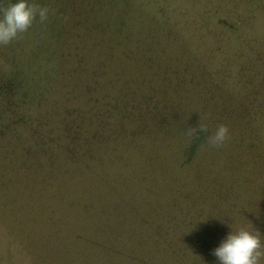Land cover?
Listing matches in <instances>:
<instances>
[{
  "label": "trees",
  "instance_id": "obj_1",
  "mask_svg": "<svg viewBox=\"0 0 264 264\" xmlns=\"http://www.w3.org/2000/svg\"><path fill=\"white\" fill-rule=\"evenodd\" d=\"M3 1L0 0V5ZM28 3L32 4V0H28ZM98 3L103 12L118 6L116 0H99ZM257 4L259 10L242 11L243 18L237 19L236 24H225L229 30H221V26H217L214 36L208 34L206 29L210 27V11L188 13L186 10L191 9L184 3L183 10H160V13H166L165 19L160 22L150 18V24L144 26L145 31L142 28L134 29L133 40L131 33L123 27L117 30V24L109 18L106 43H89L92 53H88L94 62L99 53H107L110 58L115 57V51L117 53L116 62H110L97 78L93 76L90 86L89 76L85 80L82 77L81 82L89 86L91 92L103 89L104 97L112 92L109 99L110 112L113 113L105 115L108 118L106 127L116 135L113 143L121 139L126 148L129 146L124 151H133L132 160L126 158V164L122 163V166L132 168L134 181L141 186L146 185L143 174L150 173V185L148 183L147 186L153 189L148 191L153 196L160 193L156 191L160 184L155 177L160 173L165 175L163 184L167 186L160 188L164 195L160 193L159 202L153 206V199L150 203L147 201L149 209L142 210L136 232L140 235L146 232L149 241L158 247L162 246V240L156 232L157 235H150V221L157 226L161 223L163 228L169 225L171 233L176 236L180 234V237L177 236L179 243L171 244L173 235L169 234L162 247L170 250L175 247L184 256L189 252L192 256L189 264H203L201 253L199 255L195 249L211 248L214 242L213 237L210 241H204L201 217L209 229L214 224L215 228L222 224L230 226L229 207L234 215L243 209L255 214V208H258L263 213L260 219H264V10L261 3ZM217 17L219 21L222 19L220 15ZM92 19H97L102 27L106 22L101 12ZM173 19L178 23L177 28L170 27ZM180 20L187 26H182L178 22ZM229 20L231 18H227ZM192 23L198 26L189 27ZM30 29L31 32L28 30L29 34L23 37L34 46L40 41L41 34H38L37 27ZM70 47L64 44L63 51L68 52ZM94 97L100 103L96 106L97 110L104 102L108 103L106 98ZM111 115H115L114 118ZM146 116L149 122L145 120ZM78 117L80 115H75L72 119ZM200 121L207 124L209 132L200 131L194 139L187 137L185 130L198 127ZM222 124L228 127L229 138L219 148L209 146L207 136ZM120 126L122 133L117 134ZM76 147L72 144L73 151ZM147 152L150 156L146 155ZM160 158H163L161 164ZM210 166L216 170H209ZM146 168L149 170L145 171ZM111 175L109 180L113 181ZM112 181L102 191L96 190L99 193L95 195L91 194L93 190H89L97 199V204L92 208L80 210L75 207L70 209L67 216L58 215L68 217L70 221L75 217L81 221L90 220L87 226L78 220H75L77 224H69L65 222L66 219L57 222L72 230L55 224L56 220L54 223L44 219L43 224L35 226V232L29 238L31 244L25 248L27 256L31 253V264H129L130 256L118 244L110 247L97 242L88 243L87 240L84 245L80 243L84 237L80 232L84 233L85 229L90 232L100 230L104 240L118 233L122 234L123 242L134 237L133 231L127 232L130 229L122 225L126 221L123 215L125 211L121 210L120 213L116 212L120 210L113 208L118 192H111ZM37 183L41 182L37 180ZM208 190L210 201L206 199ZM108 194L115 202L111 200L112 204L105 203L103 207H109L115 213L107 215L100 212L105 209L99 205L106 201ZM135 194L136 199L141 189ZM145 199L150 198L145 194L143 202ZM194 200L202 205L198 213L199 221L193 222V227L184 218L175 215L177 211L184 213L190 210L188 206L195 205ZM179 201L184 205L181 206ZM207 202L211 204L207 205ZM162 206H165L164 212L159 209ZM53 212L47 210L46 213L51 215ZM92 217H103L100 219L103 225L97 226L98 221L94 222ZM191 230L195 232L193 237ZM7 232V228L0 225V251L6 249L8 252V246L12 243L5 242ZM217 234L222 236L224 232L219 229ZM1 256L3 254L0 253V259ZM183 264H188V261L185 260ZM211 264H214L212 259Z\"/></svg>",
  "mask_w": 264,
  "mask_h": 264
},
{
  "label": "rangeland",
  "instance_id": "obj_2",
  "mask_svg": "<svg viewBox=\"0 0 264 264\" xmlns=\"http://www.w3.org/2000/svg\"><path fill=\"white\" fill-rule=\"evenodd\" d=\"M98 1L32 0V4L49 9L46 21L41 22L37 16L30 26V28L37 27L38 34H41L40 41L34 47L26 38L24 39L23 36L31 32L29 28V32L27 30L20 34L9 44L0 45V225L8 230L6 244L12 242L8 246V252L6 249L0 251L4 256H1L0 264H31V253L27 256L25 248L31 244L29 238L35 232V226L43 224L44 219L54 223L56 220L55 224L72 230L57 221L64 222L66 219L65 222L69 224H77L75 220L80 222L77 217L70 221V218L62 216H67L71 208L86 210L96 205L97 199L91 194L99 193L96 190L102 191L107 184H110L111 174L110 179L114 182L112 181L110 190L118 192L115 196L116 202L123 204L121 207L116 203L113 208L120 210L116 212L125 211L123 215L126 216V221L122 222V225L130 229L126 230L127 232L133 231L134 237L123 242L122 234L118 233L115 237L113 235L104 240L100 236L102 233L100 230L95 232L93 229L90 232L89 229H85L84 233L80 232V235L84 236L80 239L81 245L86 244V240L88 243L97 242L110 247L118 244L121 250L131 257L129 264H183L185 260L188 264L192 262L189 252L184 256L183 252L180 254L175 247L171 250L162 247L165 243L164 239L169 234L173 235L171 244L179 243L180 234H177V237L173 232L171 233L169 225H164L163 228L161 223L157 226L158 224L150 221V235L156 232L157 237L162 240V246L158 245V247L149 241L146 232L141 235L136 232L140 226L142 210L149 209L147 201L150 203L153 199L151 203L153 206L159 202L157 199L160 198V193H164L160 188L167 186L163 184L165 175L160 173L155 177L160 184L156 191L160 193L153 196L148 193L153 189L147 186L148 183L150 185L148 180L149 177L151 178L150 173L143 174L146 185L141 186L134 181L132 168L128 165L122 166V163L126 164V158L132 160L133 151L131 149L124 151L126 145H123L124 141L121 139L119 143H113L112 140L116 135L106 127L108 118L105 115L113 113L110 112L109 99L112 92L104 97L103 89L96 92L88 90L93 76L96 77L101 71H105L110 62H116L117 53L115 51L114 58L108 57L107 53L102 55L99 53L94 62L92 55H89L92 53L89 43L91 41L106 43L105 35L110 29L107 25L109 18L115 21L117 30L123 27L131 33L133 40L134 29L145 31L144 26L150 24V18L160 22L165 19L166 13L162 14L160 10H183L184 3L191 9L186 10L188 13L199 10L210 11L208 13L210 27L206 29L208 34L214 36L217 34V26H221V30H229L225 24L229 22L236 24L237 19L243 18L242 11L259 10L257 3H261L264 10V0L256 2L253 0H116L118 6L104 12L100 10ZM14 2L15 0H4L0 7L5 3L7 6ZM214 10H217V13H214ZM230 10L235 11L232 12L233 14L227 13ZM100 12L106 21L103 27L98 24L97 19H92ZM218 15L222 17L220 21ZM227 18L231 20L227 21ZM225 21L227 23H224ZM178 22L182 26H187L182 20ZM177 24L173 19L170 27L177 28ZM191 25L195 28L198 26L195 23L188 26ZM64 44L71 46L68 52L63 51ZM87 76L90 77L88 87L81 82L82 77L85 80ZM95 95L108 99V103L104 102L98 110L96 106L100 103ZM139 113L145 114V108L143 113L140 111ZM75 115L80 117L73 120L72 117ZM111 116L114 118L115 115ZM145 120L150 121L147 116ZM117 124L119 125L120 122ZM121 126L117 129V134L122 133ZM144 142L147 146V138ZM72 144L78 147V151H76L77 147L73 151ZM146 155L150 156L148 152ZM124 157L125 159L122 160ZM178 159L180 160V157ZM162 160L163 158L159 159V164ZM213 169L215 167L210 166L209 170L213 171ZM31 171L38 173H30ZM122 178L127 180L121 181ZM37 180L41 183H37ZM140 189L141 194L135 199L137 196L135 193ZM89 190H93V193L90 194ZM145 194L150 199H145L143 202ZM209 196L208 190L206 198L208 201H210ZM111 200L113 198L108 194L106 201H102L99 207L104 208L105 203L112 204ZM194 202L195 205L188 206L191 211L183 213L176 210L175 215L184 218V221L193 227V222L199 221L198 213L202 205L196 200ZM179 204L184 205L182 201H179ZM210 204L211 202H207V205ZM104 209L105 211L100 210L103 214L115 213L109 207ZM159 209L164 212L165 206ZM47 210L54 212L50 215L46 213ZM227 210L230 216L229 227L222 224L215 228L214 224L209 229L206 226L207 222L202 221L203 217H201V228L204 229V238H206L204 241L214 238L211 248L206 246L205 250H202L203 247L195 249L199 255L201 253L203 264H211V259L214 264H220L213 254L214 249L230 232L240 227L258 230L264 242V219H260L263 216L260 209L255 208V214L243 209L235 215L230 207ZM173 212L175 213V210ZM61 214L62 216L58 217ZM102 218L91 219L94 222L98 221L97 226L100 227L103 225L100 221ZM20 221L24 222L20 223ZM89 221L81 222L87 226ZM219 229L224 235L217 234ZM190 234L193 237L195 232L191 230ZM195 243L198 245L197 240Z\"/></svg>",
  "mask_w": 264,
  "mask_h": 264
},
{
  "label": "clouds",
  "instance_id": "obj_3",
  "mask_svg": "<svg viewBox=\"0 0 264 264\" xmlns=\"http://www.w3.org/2000/svg\"><path fill=\"white\" fill-rule=\"evenodd\" d=\"M49 9L28 0H15L14 3L0 7V45H7L20 34L26 32L33 21L39 17L46 21ZM209 132L204 122L198 127H188L185 135L194 139L198 132ZM229 138V129L220 125L207 136L209 146L219 148ZM220 264H262L264 261V242L258 230L240 227L230 232L222 243L213 251Z\"/></svg>",
  "mask_w": 264,
  "mask_h": 264
}]
</instances>
